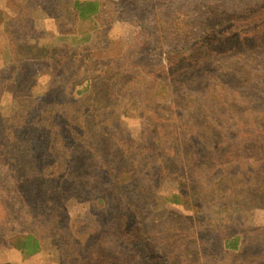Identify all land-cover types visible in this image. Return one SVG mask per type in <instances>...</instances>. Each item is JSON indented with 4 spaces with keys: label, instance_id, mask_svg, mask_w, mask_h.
<instances>
[{
    "label": "rangeland",
    "instance_id": "obj_1",
    "mask_svg": "<svg viewBox=\"0 0 264 264\" xmlns=\"http://www.w3.org/2000/svg\"><path fill=\"white\" fill-rule=\"evenodd\" d=\"M263 2L0 0V264H140L129 214L168 264H264L263 59L157 82L209 4ZM122 170L139 174L111 186ZM28 233L40 251L23 260L10 240ZM234 235L237 252L220 241Z\"/></svg>",
    "mask_w": 264,
    "mask_h": 264
},
{
    "label": "trees",
    "instance_id": "obj_2",
    "mask_svg": "<svg viewBox=\"0 0 264 264\" xmlns=\"http://www.w3.org/2000/svg\"><path fill=\"white\" fill-rule=\"evenodd\" d=\"M73 7L81 19L99 12V4L95 1H75ZM206 10V15L199 16L197 20L202 33L195 32L196 35L193 36L179 34V43L174 46L175 48L163 53L162 77L157 82L164 92H171L175 88H186L194 74L200 76L211 63L226 59L230 55L251 58L254 62L261 58L264 61V2L259 5L257 10L243 11L246 16H229L224 10L218 11L217 7L212 9L210 4ZM257 71L254 70L253 74L248 77L259 75ZM260 71L264 74L263 69ZM248 77L242 76L241 78ZM67 126H63V129H66ZM57 132V129L52 132L53 143L61 144L59 139L62 138L53 135ZM128 162L132 164L130 168H140L137 161ZM134 174L139 173L122 170L117 181L108 182L113 187L118 184L127 185ZM105 178L108 180L107 175ZM169 200L173 204H180L181 197L172 195ZM99 201L102 202L101 199ZM132 219H135L134 214H129L128 218L120 215V229H125L130 233L129 241L136 250L140 264H168L165 256L156 249L150 240L141 235L140 225L133 223ZM239 238L234 235L220 241L226 244L225 247L229 250L237 252L240 251ZM10 245L23 260L29 259L40 251L37 239L30 233L13 237L10 240Z\"/></svg>",
    "mask_w": 264,
    "mask_h": 264
}]
</instances>
